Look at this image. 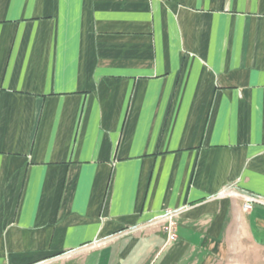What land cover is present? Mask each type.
<instances>
[{
	"label": "crops",
	"instance_id": "obj_1",
	"mask_svg": "<svg viewBox=\"0 0 264 264\" xmlns=\"http://www.w3.org/2000/svg\"><path fill=\"white\" fill-rule=\"evenodd\" d=\"M223 189L264 199V0H0V264L264 247Z\"/></svg>",
	"mask_w": 264,
	"mask_h": 264
},
{
	"label": "rangeland",
	"instance_id": "obj_2",
	"mask_svg": "<svg viewBox=\"0 0 264 264\" xmlns=\"http://www.w3.org/2000/svg\"><path fill=\"white\" fill-rule=\"evenodd\" d=\"M215 264H264V247L255 245L242 226L231 231V243Z\"/></svg>",
	"mask_w": 264,
	"mask_h": 264
},
{
	"label": "built area",
	"instance_id": "obj_3",
	"mask_svg": "<svg viewBox=\"0 0 264 264\" xmlns=\"http://www.w3.org/2000/svg\"><path fill=\"white\" fill-rule=\"evenodd\" d=\"M219 196L224 195H237L243 200L242 209L243 211H250L255 203L264 204V199L259 196L240 193L230 189H223ZM178 211L173 209H167L162 214L158 215L154 222L159 223L162 226L166 234V242H172L176 239V230H177V217Z\"/></svg>",
	"mask_w": 264,
	"mask_h": 264
}]
</instances>
